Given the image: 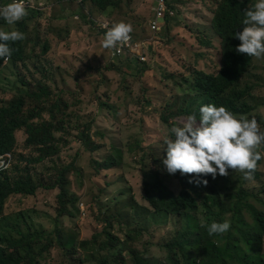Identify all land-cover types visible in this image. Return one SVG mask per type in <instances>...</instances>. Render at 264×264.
Masks as SVG:
<instances>
[{
	"label": "rangeland",
	"instance_id": "rangeland-1",
	"mask_svg": "<svg viewBox=\"0 0 264 264\" xmlns=\"http://www.w3.org/2000/svg\"><path fill=\"white\" fill-rule=\"evenodd\" d=\"M70 1L31 0L32 8L38 11L28 32L27 43L32 57L27 67H21V70L34 90L38 89L37 81H43L54 90V99H60L68 106L61 107L68 117L55 123L58 130L56 138L60 140L61 148L56 161L65 165L75 163L77 167V172L69 177L70 192L78 196L81 212L74 220L63 219L61 227L65 233H73L82 241L90 240L103 231L109 214L107 206L132 195L141 205H146L142 156L146 153L151 160L166 157L165 141L171 138V128L181 126L185 119L169 120L166 126L162 117L172 118L181 114L189 96L179 92L186 91L190 85L184 83L179 87V84L185 78L191 81L190 73L194 69L216 73L221 61V40L212 28L213 8L219 0H178L179 8L173 20L155 33L147 30L153 14L145 0H124V6L113 14L104 13L91 3L84 6L80 1ZM121 21L132 26L131 34L149 41L147 62L142 67L150 70L148 75H140L139 71L133 70L132 75L127 76L106 69L114 65L115 70L127 72L126 67L120 66V59L113 56V48L102 45L104 28H111ZM11 30L16 29L13 26ZM46 42L50 43L51 49L44 55L42 51ZM18 75L12 62L0 72V99L3 101L10 102L28 92L18 82ZM247 84L254 86L249 100L258 105L254 113L261 117L258 125L264 131V58H257L254 68L243 79L242 86ZM29 104L28 110L35 106L30 100ZM47 104L55 105L52 101ZM45 119H50L49 114H45ZM60 126L63 132H59ZM86 127H92L90 133ZM83 132L90 135L94 143L104 147L96 153L87 151L81 143ZM26 139V130L17 134L13 162L18 154L29 159L37 156L35 148L26 150ZM133 146L136 148L130 155ZM112 148L122 152L125 158L122 165L97 175L92 161L105 159ZM29 168L38 183L50 178L44 164L29 165ZM260 172L262 183L246 180L238 171L228 169L227 175L217 174L215 181L218 186L214 185L213 190H218L229 206L235 201L227 196H231L235 188L245 185L256 193L264 190V164ZM57 194L39 191L33 198H10L0 230L14 234L15 228L22 227L23 216L36 229L53 230ZM119 206L114 211H118ZM196 217L201 220L198 214ZM122 228L114 227V233L124 238L127 227ZM176 228L178 225L174 222L158 229L155 234L139 232L131 245L145 251L146 256L157 264H168L163 245L174 235ZM102 239L104 237L99 241ZM126 257L128 259L127 252ZM70 263L67 252L58 246L52 248L42 262ZM83 264H96V260L86 257ZM128 264H131L129 259Z\"/></svg>",
	"mask_w": 264,
	"mask_h": 264
},
{
	"label": "trees",
	"instance_id": "trees-1",
	"mask_svg": "<svg viewBox=\"0 0 264 264\" xmlns=\"http://www.w3.org/2000/svg\"><path fill=\"white\" fill-rule=\"evenodd\" d=\"M77 1L84 6L91 3L102 12H110V14L124 6V0H71L70 2ZM9 2L11 0H0V7ZM23 2L27 4V2L31 3V0H23ZM172 2L177 4L178 0ZM254 3L255 0L216 2L213 8L212 28L221 40L219 69L216 73L194 69L190 73L191 81L185 78L179 84V87L184 83L190 85L187 86L186 91L179 92L180 95L187 94L189 100L183 106L181 114L172 118L162 117L166 126L169 125V120L181 117L186 120L187 116L193 113L198 118L199 108L205 104L225 106L234 114H242L248 119L255 117L257 122H261V117L254 113L258 105L252 104L249 100L254 86L249 84L242 86L243 79L254 68L257 58L239 53L236 49L241 41L234 35L242 31L244 11ZM26 9L27 16L14 25L16 30L24 33V39L8 43L13 49L9 59L19 74L18 82L28 92L10 102L0 99V155L10 154L14 159L17 134L26 130V150L35 148L37 156L29 159L24 154H18L17 159L14 162L12 160L10 168L2 173L0 222L4 219L6 204L12 197L33 198L39 191L58 192L57 209L56 218L52 220L53 230L32 227L33 224H30L26 216H23L22 227L15 228L14 234L0 230V264H42L55 246L67 252L70 264H83L86 257L94 258L96 264H128V259L131 264H157L146 256L145 251L131 244L136 240L139 232L155 234L158 229L174 222L178 228L163 245L167 252L168 264H264V190L256 193L245 185L235 188L233 194L227 196L229 200L235 202L228 206L224 202L225 199L219 195V191L213 190L218 186L216 177L213 178L211 174L182 175L179 170L175 174H169L162 164L163 158L151 160L146 153L141 160L145 192L143 198L146 205H141L132 195L130 198L107 206L109 214L104 223L105 227L90 240L79 241L75 234L65 233L64 227H61L62 220H74L81 212L78 196L70 192L69 177L71 173L77 172V167L75 163L65 165L56 161L61 148L60 140L56 138L58 130L55 123L58 124L68 117L61 108L62 105L65 108L68 106L62 104L60 99H54V90L51 86H47L43 81H37L38 89L34 90L22 76L21 67H27L32 57L27 43L30 24L34 22L38 13L32 8V4ZM149 23L147 30L151 33ZM12 27L13 25H8L3 17H0V29L9 31ZM130 35L134 36L131 33ZM134 37L138 42L145 40ZM50 49V43L46 42L42 54H47ZM7 59L0 58V72L7 65ZM119 63L121 67H126V73L115 70L114 65L106 69L119 71L127 76L132 75L133 70L139 71L140 75L150 73V70L142 68L145 64L133 63L125 57L121 58ZM29 100L35 106L28 110ZM51 101L54 102V106L47 104ZM107 108L110 109V106ZM45 114H49V120L45 119ZM59 116H62V119H59ZM58 128L59 132L64 131L62 126ZM85 130L90 133L92 127H86ZM97 135L102 137L99 133ZM170 139H174L172 132ZM81 143L90 153H96L104 147L94 143L90 135L85 132L82 133ZM135 148L133 146L130 149V155ZM258 150L264 153V147ZM124 159L119 149L112 148V152L105 159L100 162L93 160L92 167L99 175L119 168ZM43 164L48 168L50 177L44 180L46 184L38 183L29 168V165ZM263 164L264 158L258 161L252 181L262 183L263 176L260 169ZM203 179L208 181L207 185L201 182ZM118 206V211H114ZM197 214L201 216V220L196 217ZM225 220L230 222L228 232L209 234L208 227L211 222ZM116 226L127 227L124 238L114 233ZM102 237L104 239L99 241ZM73 261L75 263H72Z\"/></svg>",
	"mask_w": 264,
	"mask_h": 264
},
{
	"label": "clouds",
	"instance_id": "clouds-1",
	"mask_svg": "<svg viewBox=\"0 0 264 264\" xmlns=\"http://www.w3.org/2000/svg\"><path fill=\"white\" fill-rule=\"evenodd\" d=\"M168 6L174 11V16H170L167 11L162 20L161 29L165 28L176 15L179 8L172 0H167ZM153 14L150 20V27L157 18V12L153 9V4L146 0ZM80 3V2H79ZM31 3L24 4L23 0H11V2L0 7V17H3L8 25H15L16 22L27 16L26 8ZM242 31L234 35L241 43L237 46V51L247 54L248 57L264 58V0H255L246 11L242 21ZM110 25V24H109ZM111 27V26H110ZM151 33L153 31L152 28ZM160 29V30H161ZM159 30V31H160ZM104 38L102 45L105 48H114L120 42H126L133 37L135 43L145 44V55L147 59V48L149 41H136L132 32V26L123 21L114 24L111 28H104ZM24 39V33L18 30H0V58L10 62L13 49L8 42H16ZM127 58L133 63L145 64L146 62L132 61L128 56L123 55L117 59ZM119 60V61H120ZM171 132L174 139L166 140V157L162 164L169 174H175L178 170L183 174H197L206 176L211 174L213 178L219 175H227L228 169L238 171L246 180L252 179L258 166V161L264 158V153L259 151L264 145V131H261L255 117L251 119L244 115L234 114L225 106L214 104L201 105L199 117L195 113L187 116L181 126H173ZM4 163L0 169L2 173L8 170L12 163V155H0V164ZM190 182H192L190 180ZM207 185L208 181H201ZM230 229V222H211L208 232L212 234H225Z\"/></svg>",
	"mask_w": 264,
	"mask_h": 264
},
{
	"label": "built area",
	"instance_id": "built-area-1",
	"mask_svg": "<svg viewBox=\"0 0 264 264\" xmlns=\"http://www.w3.org/2000/svg\"><path fill=\"white\" fill-rule=\"evenodd\" d=\"M153 4V9L157 12V18L153 22L152 30L159 31L161 29L162 20L169 12L170 16H174V11L169 8L167 0H149ZM123 55L128 56L132 61L146 62L145 55V44L135 43L133 37L126 42H120L114 48L113 56L115 58L122 57ZM4 163L0 164V169H2Z\"/></svg>",
	"mask_w": 264,
	"mask_h": 264
}]
</instances>
